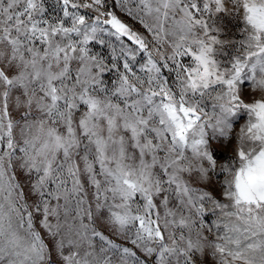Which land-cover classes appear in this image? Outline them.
<instances>
[{"label": "snow or ice", "instance_id": "snow-or-ice-1", "mask_svg": "<svg viewBox=\"0 0 264 264\" xmlns=\"http://www.w3.org/2000/svg\"><path fill=\"white\" fill-rule=\"evenodd\" d=\"M0 264H264V0H0Z\"/></svg>", "mask_w": 264, "mask_h": 264}, {"label": "rangeland", "instance_id": "rangeland-1", "mask_svg": "<svg viewBox=\"0 0 264 264\" xmlns=\"http://www.w3.org/2000/svg\"><path fill=\"white\" fill-rule=\"evenodd\" d=\"M225 154H227V153H225Z\"/></svg>", "mask_w": 264, "mask_h": 264}]
</instances>
